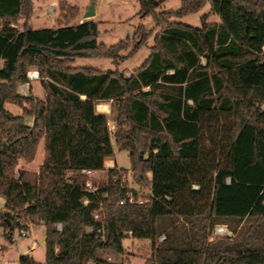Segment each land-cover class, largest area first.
I'll list each match as a JSON object with an SVG mask.
<instances>
[{
	"label": "trees",
	"instance_id": "trees-1",
	"mask_svg": "<svg viewBox=\"0 0 264 264\" xmlns=\"http://www.w3.org/2000/svg\"><path fill=\"white\" fill-rule=\"evenodd\" d=\"M137 1L153 30L139 27L107 47L97 23L75 24L77 8H62L55 29L32 30V0H0L3 237L12 243L23 219L42 225L45 264H112L102 255H123L130 232L151 242L145 264H264V0H182L176 12H157L164 0ZM207 5L219 24L206 16L201 28L173 20ZM21 21L23 29L11 26ZM155 30L150 55L126 76L121 65ZM94 59L116 69L74 65ZM30 69L39 71L45 100L20 94ZM100 102L118 104L113 135ZM42 140L39 172H16L19 161H34ZM114 145L129 153L133 181L149 191L143 204L127 201L112 172L96 194L86 190L84 171H103ZM132 192L138 200L140 189ZM219 224L233 236L214 239Z\"/></svg>",
	"mask_w": 264,
	"mask_h": 264
},
{
	"label": "rangeland",
	"instance_id": "rangeland-1",
	"mask_svg": "<svg viewBox=\"0 0 264 264\" xmlns=\"http://www.w3.org/2000/svg\"><path fill=\"white\" fill-rule=\"evenodd\" d=\"M33 12L28 21V28L32 30L42 29H55L58 27V21L61 19V9L77 8L80 11V15L75 21V24L87 21L84 16L90 6L93 4L95 7L96 15L90 19L98 25V42L104 44L107 47L116 45L117 43L132 38L137 32L139 27H143L147 32H150L154 28V21L152 17H143L140 14V5L137 0H32ZM182 0H164L162 5L157 9V12H176L181 8ZM206 16L208 24H219L220 18L212 12L211 7L207 5L201 12L183 17L181 19L174 18V21L181 22L185 25L192 26L195 28H201V18ZM16 28L23 29V21L17 26L11 25ZM2 28V22L0 20V29ZM158 30L154 31L153 37H151L146 44L131 58H128L120 67V70L126 75L130 76L132 72L138 69L148 58L151 52V48L154 45V36ZM77 67H88L92 66L104 71H113L115 66L111 60L98 59V60H77L74 64ZM29 72H37V69H30ZM28 75V74H27ZM40 77V74H39ZM39 80H29L25 85H21L19 88L20 94L24 97H31L34 100H45L46 94ZM100 104L108 106L107 119L109 129L113 135L116 127V119L119 115L118 104L114 102H100L97 105L96 110L101 109ZM26 108H30L29 105ZM264 109V106L261 107ZM6 110L15 116H21L23 109L14 105L6 104ZM29 126L33 125V120L26 119ZM114 144V143H113ZM45 158V146L42 140L39 143L36 156L33 162H27L25 160L19 161L16 172L26 171L30 173H38L40 167L44 163ZM108 160H112L116 163L118 168L124 170L127 175L126 184L127 188H139L140 199L144 202L149 196V191L138 187L133 181L132 163L129 157V153L126 151H120L114 145V157ZM107 160V161H108ZM91 179L88 178V181ZM94 184L98 186L100 182L107 180V174L105 172L99 173L96 179H92ZM91 180V181H92ZM4 199L0 198V209L3 208ZM22 220L25 224V229L29 230L28 238L17 239V242L10 243L3 237V230L0 228V245H4L7 252L0 257V264H7L4 261L8 260V264H20L19 259L21 257H29L34 259L36 262H45V248L43 245L42 249L33 248L34 241L42 245L41 241L45 238L42 236L44 230L42 225H33L29 220ZM28 225V226H27ZM226 226L233 236V231L227 224H219ZM30 226V228H29ZM217 226V225H216ZM33 227V228H32ZM31 229V230H30ZM214 230V229H213ZM45 231V230H44ZM18 233V232H16ZM165 237V240H161ZM214 239H222L223 237H216L212 232ZM157 245H164L167 242V233H162L157 238ZM125 253L122 257L117 254L107 253L103 254L102 257L106 260L110 257L112 264H145L146 261L151 257L153 250L151 242L149 240H138L132 238L130 235L124 241Z\"/></svg>",
	"mask_w": 264,
	"mask_h": 264
},
{
	"label": "built area",
	"instance_id": "built-area-1",
	"mask_svg": "<svg viewBox=\"0 0 264 264\" xmlns=\"http://www.w3.org/2000/svg\"><path fill=\"white\" fill-rule=\"evenodd\" d=\"M28 81L29 80H39V74L37 72H29L27 75ZM105 172L108 176L109 173H114V179L118 180L121 179V185L125 186L124 184H126V180H127V175L125 174L124 170H121L120 168H118V166L116 165V163L112 160H106L105 165H104V170L99 172V173H103ZM97 172H93V171H84V175L87 176L89 179H96L97 175L99 174ZM88 181L86 184V190L88 193L90 194H96L98 192L99 187L97 185L94 184L93 180L92 181ZM126 198L127 201L130 204H143L144 201L141 200L140 198L138 200H136L133 196V192H132V188H127V193H126ZM4 202V201H3ZM125 201H122L121 204H123ZM5 203V202H4ZM90 200L89 199H84L83 200V205L85 207H88L90 205ZM94 220L97 222H101L102 218H101V208L98 209L94 214ZM25 222L27 223V221L25 220ZM28 226V225H27ZM30 228V226H29ZM57 229L58 231H62V225L61 224H57ZM88 231H91V229H88ZM214 236L216 237H231L232 234L229 231V229L226 226H221V225H217L214 227L213 230ZM131 236V232L128 233ZM29 235V230L28 229H21L18 231V233H15L14 235H12L11 237V242L15 243L17 242V239H26L28 238ZM165 237H162L161 240H165ZM34 248H38V249H42L43 245L40 244H35ZM119 257H122V255H117ZM109 263L111 262L110 257L107 260Z\"/></svg>",
	"mask_w": 264,
	"mask_h": 264
},
{
	"label": "crops",
	"instance_id": "crops-1",
	"mask_svg": "<svg viewBox=\"0 0 264 264\" xmlns=\"http://www.w3.org/2000/svg\"><path fill=\"white\" fill-rule=\"evenodd\" d=\"M99 107H100L101 109H99V110L97 111V113L100 114V115H104V116H106V114H107V110H108V106H107V105H104V104H100ZM103 111H104V112H103ZM108 111H109V110H108ZM106 117H107V116H106ZM32 228H33V227H32ZM30 230H31V229H30ZM43 233H44V230L42 231V236H44ZM43 242H44V239H42V241H41L42 245H43ZM35 244H38V243L34 241V245H35ZM34 245H33V248H34ZM5 247H6V246H4V245H0V252H4V254H5V253L7 252V249L5 250ZM4 254H3V253H2V254L0 253V257L3 256ZM28 259L30 260V264H45V262H43V263L36 262L34 259H31V258H29V257H28ZM8 262H9L8 260L4 261V263H7V264H8Z\"/></svg>",
	"mask_w": 264,
	"mask_h": 264
},
{
	"label": "water",
	"instance_id": "water-1",
	"mask_svg": "<svg viewBox=\"0 0 264 264\" xmlns=\"http://www.w3.org/2000/svg\"><path fill=\"white\" fill-rule=\"evenodd\" d=\"M96 15V12H95V7L94 5L92 4L90 6V8L88 9V11L86 12L85 16H84V19L86 20H90L92 18H94ZM43 235L45 236L46 235V232L44 231ZM45 244V241L43 242V245Z\"/></svg>",
	"mask_w": 264,
	"mask_h": 264
},
{
	"label": "bare ground",
	"instance_id": "bare-ground-1",
	"mask_svg": "<svg viewBox=\"0 0 264 264\" xmlns=\"http://www.w3.org/2000/svg\"><path fill=\"white\" fill-rule=\"evenodd\" d=\"M108 111V110H107ZM104 112V111H103Z\"/></svg>",
	"mask_w": 264,
	"mask_h": 264
}]
</instances>
